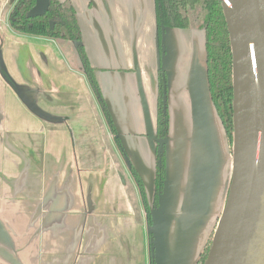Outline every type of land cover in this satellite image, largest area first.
I'll use <instances>...</instances> for the list:
<instances>
[{
  "label": "crops",
  "instance_id": "crops-1",
  "mask_svg": "<svg viewBox=\"0 0 264 264\" xmlns=\"http://www.w3.org/2000/svg\"><path fill=\"white\" fill-rule=\"evenodd\" d=\"M118 138L72 42L20 36L0 0V264H196L214 235L232 151L207 88L204 34L168 29L164 179L153 207L159 52L153 0H58ZM199 158L216 163L206 215L189 214Z\"/></svg>",
  "mask_w": 264,
  "mask_h": 264
},
{
  "label": "water",
  "instance_id": "water-1",
  "mask_svg": "<svg viewBox=\"0 0 264 264\" xmlns=\"http://www.w3.org/2000/svg\"><path fill=\"white\" fill-rule=\"evenodd\" d=\"M220 3L233 57L232 173L204 264H264V0ZM48 7L49 0H35L27 17H41ZM215 171L213 160L198 159L189 214H207Z\"/></svg>",
  "mask_w": 264,
  "mask_h": 264
},
{
  "label": "trees",
  "instance_id": "trees-1",
  "mask_svg": "<svg viewBox=\"0 0 264 264\" xmlns=\"http://www.w3.org/2000/svg\"><path fill=\"white\" fill-rule=\"evenodd\" d=\"M153 3L159 52L156 137L157 143L160 145L152 199V205L155 207L164 179V141L167 139L169 133L166 96L168 74L166 71L161 70L162 58L166 57L167 52L166 30H193L201 31L204 34L207 88L230 146L233 142V57L220 0H153ZM34 4L35 0H17L8 15L9 27L13 33L20 36L62 40L77 44L76 53L83 73L100 105L109 129L118 143L116 132L100 96L94 76L95 70L90 66L83 49L81 32L74 8L65 2L49 0V7L43 16L28 18L27 13ZM163 97H165L164 104ZM132 175L141 196L147 224L150 228V209L145 199L143 184L134 172ZM211 242L205 245L196 264L205 263ZM150 264H155L154 258H151Z\"/></svg>",
  "mask_w": 264,
  "mask_h": 264
},
{
  "label": "rangeland",
  "instance_id": "rangeland-1",
  "mask_svg": "<svg viewBox=\"0 0 264 264\" xmlns=\"http://www.w3.org/2000/svg\"><path fill=\"white\" fill-rule=\"evenodd\" d=\"M228 142V141H227ZM228 145H229V143H228ZM229 148L231 149V151H232V144H231V146L229 145ZM159 151H160V149H158V151H157V153H158V155H159ZM212 235L209 237V239L207 240V242L205 243V245L207 244H209V242H211V240H212ZM205 247V246H204ZM204 249V248H203Z\"/></svg>",
  "mask_w": 264,
  "mask_h": 264
}]
</instances>
